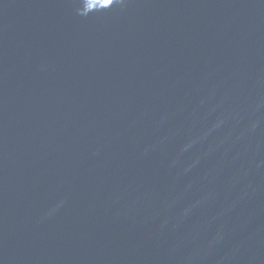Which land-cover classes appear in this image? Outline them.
I'll return each mask as SVG.
<instances>
[{
	"label": "water",
	"instance_id": "obj_1",
	"mask_svg": "<svg viewBox=\"0 0 264 264\" xmlns=\"http://www.w3.org/2000/svg\"><path fill=\"white\" fill-rule=\"evenodd\" d=\"M0 264H264V0H0Z\"/></svg>",
	"mask_w": 264,
	"mask_h": 264
}]
</instances>
